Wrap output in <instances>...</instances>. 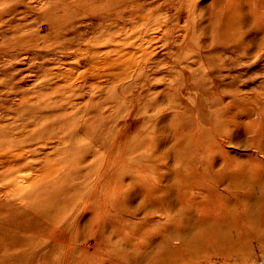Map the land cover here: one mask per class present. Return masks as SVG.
<instances>
[{"label": "rangeland", "instance_id": "obj_1", "mask_svg": "<svg viewBox=\"0 0 264 264\" xmlns=\"http://www.w3.org/2000/svg\"><path fill=\"white\" fill-rule=\"evenodd\" d=\"M0 264H264V0H0Z\"/></svg>", "mask_w": 264, "mask_h": 264}]
</instances>
